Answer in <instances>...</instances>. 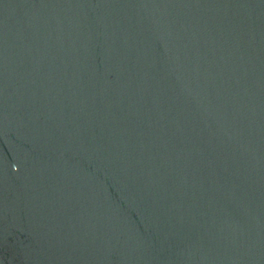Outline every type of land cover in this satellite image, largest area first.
Masks as SVG:
<instances>
[{"label": "water", "instance_id": "water-1", "mask_svg": "<svg viewBox=\"0 0 264 264\" xmlns=\"http://www.w3.org/2000/svg\"><path fill=\"white\" fill-rule=\"evenodd\" d=\"M0 264H264V0H0Z\"/></svg>", "mask_w": 264, "mask_h": 264}]
</instances>
